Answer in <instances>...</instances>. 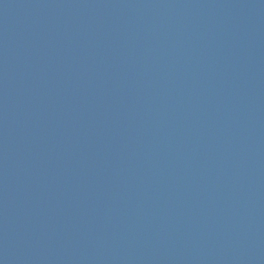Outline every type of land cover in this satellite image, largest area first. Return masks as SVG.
<instances>
[{"label": "water", "instance_id": "water-1", "mask_svg": "<svg viewBox=\"0 0 264 264\" xmlns=\"http://www.w3.org/2000/svg\"><path fill=\"white\" fill-rule=\"evenodd\" d=\"M0 264H264V0H0Z\"/></svg>", "mask_w": 264, "mask_h": 264}]
</instances>
